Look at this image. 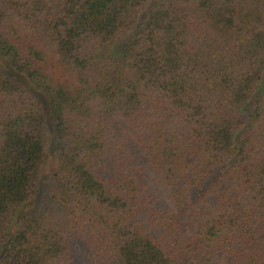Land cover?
<instances>
[{
    "label": "trees",
    "instance_id": "1",
    "mask_svg": "<svg viewBox=\"0 0 264 264\" xmlns=\"http://www.w3.org/2000/svg\"><path fill=\"white\" fill-rule=\"evenodd\" d=\"M0 264H264V0H0Z\"/></svg>",
    "mask_w": 264,
    "mask_h": 264
},
{
    "label": "rangeland",
    "instance_id": "2",
    "mask_svg": "<svg viewBox=\"0 0 264 264\" xmlns=\"http://www.w3.org/2000/svg\"><path fill=\"white\" fill-rule=\"evenodd\" d=\"M50 168H52V167H50Z\"/></svg>",
    "mask_w": 264,
    "mask_h": 264
}]
</instances>
